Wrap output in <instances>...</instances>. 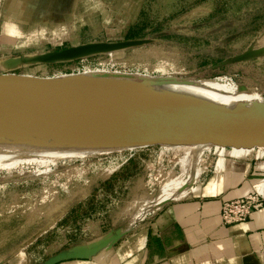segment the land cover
Returning a JSON list of instances; mask_svg holds the SVG:
<instances>
[{"label":"rangeland","instance_id":"1","mask_svg":"<svg viewBox=\"0 0 264 264\" xmlns=\"http://www.w3.org/2000/svg\"><path fill=\"white\" fill-rule=\"evenodd\" d=\"M29 14L11 36L0 16V63L9 61L0 74L144 91L163 79L225 75L236 87L229 101H264V0H37ZM192 145L0 142L1 162L35 160L0 170V264L71 258L99 220L137 228L187 162L196 167Z\"/></svg>","mask_w":264,"mask_h":264},{"label":"crops","instance_id":"2","mask_svg":"<svg viewBox=\"0 0 264 264\" xmlns=\"http://www.w3.org/2000/svg\"><path fill=\"white\" fill-rule=\"evenodd\" d=\"M2 1L5 35L33 20L29 8L31 12L37 0ZM206 146H189L195 166ZM224 148L213 170L193 183L186 197L158 207L132 230L121 223L107 226L104 219L97 221L99 233L78 245L75 256L56 264H264V209L230 225L222 224L219 217L224 201L247 192L264 195V144L235 143ZM168 200L172 199L162 198L155 207Z\"/></svg>","mask_w":264,"mask_h":264},{"label":"water","instance_id":"3","mask_svg":"<svg viewBox=\"0 0 264 264\" xmlns=\"http://www.w3.org/2000/svg\"><path fill=\"white\" fill-rule=\"evenodd\" d=\"M0 94L60 105L79 113L115 112L142 116L162 136L145 146L264 144V113L186 93L130 91L116 85L71 78L0 74ZM54 261L59 259L45 264Z\"/></svg>","mask_w":264,"mask_h":264},{"label":"bare ground","instance_id":"4","mask_svg":"<svg viewBox=\"0 0 264 264\" xmlns=\"http://www.w3.org/2000/svg\"><path fill=\"white\" fill-rule=\"evenodd\" d=\"M116 86L130 91H142L136 86ZM235 88L231 77L220 75L204 79H163L151 87H145V90L186 93L218 103L242 105L264 113V101L260 100L258 93H255L256 98H246L242 102L229 101L235 95ZM161 137L155 132L150 122L142 116L115 112L79 113L60 105L0 94V142L61 144L76 148L111 146H114L111 148L125 146L134 148L155 142ZM202 150L196 167L191 169L187 162V167H184L183 173L179 176V182L172 190L147 204L136 220L141 219L144 213L154 208L156 202L162 198H177L187 190V185H191L201 171L197 166ZM34 162L33 159L0 161V170L23 168Z\"/></svg>","mask_w":264,"mask_h":264},{"label":"built area","instance_id":"5","mask_svg":"<svg viewBox=\"0 0 264 264\" xmlns=\"http://www.w3.org/2000/svg\"><path fill=\"white\" fill-rule=\"evenodd\" d=\"M224 151L225 148L222 146L207 144V146L202 150L200 155L199 165L201 171L198 173L196 179L192 182V184L201 182L203 180L204 175L207 172H211L213 170L216 160L222 155ZM191 185H187V193L184 196L178 199L165 201L154 208L157 209L158 207L166 203L186 197L189 194V188L191 187ZM261 209H264V195H261L256 192H247L241 195L240 197L222 202L220 206L219 217L222 224L230 225L247 221L251 217V215ZM154 211L155 209L147 211V217L151 216Z\"/></svg>","mask_w":264,"mask_h":264},{"label":"trees","instance_id":"6","mask_svg":"<svg viewBox=\"0 0 264 264\" xmlns=\"http://www.w3.org/2000/svg\"><path fill=\"white\" fill-rule=\"evenodd\" d=\"M201 79H204V78H201ZM261 98V97H260ZM262 99V98H261Z\"/></svg>","mask_w":264,"mask_h":264}]
</instances>
